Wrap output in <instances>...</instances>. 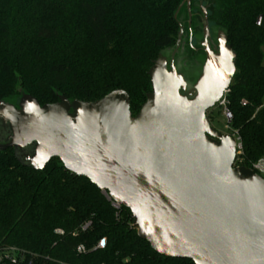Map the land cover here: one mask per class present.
<instances>
[{
  "label": "trees",
  "instance_id": "16d2710c",
  "mask_svg": "<svg viewBox=\"0 0 264 264\" xmlns=\"http://www.w3.org/2000/svg\"><path fill=\"white\" fill-rule=\"evenodd\" d=\"M182 2L0 0V102L22 93L41 106L60 97L95 102L121 90L137 115L152 92L150 69L177 41ZM259 17L264 20V0H216L208 15L236 54L229 128L241 138V165L250 169L264 157ZM102 240L106 246L99 249ZM0 246L20 250L34 264H193L155 253L139 238L128 209L114 208L58 159L36 171L21 165L12 149L0 152Z\"/></svg>",
  "mask_w": 264,
  "mask_h": 264
},
{
  "label": "water",
  "instance_id": "95a60500",
  "mask_svg": "<svg viewBox=\"0 0 264 264\" xmlns=\"http://www.w3.org/2000/svg\"><path fill=\"white\" fill-rule=\"evenodd\" d=\"M204 21L208 35L206 10ZM222 35L221 53L206 49L210 65L195 81L174 61L168 71L162 52L149 71L152 92L135 116L121 90L95 102L60 97L41 106L25 93L18 108L0 102V152L12 149L36 171L58 159L128 209L139 238L160 256L264 264V179L234 167L235 138L207 118L236 73V54Z\"/></svg>",
  "mask_w": 264,
  "mask_h": 264
},
{
  "label": "flooded vegetation",
  "instance_id": "af4514ba",
  "mask_svg": "<svg viewBox=\"0 0 264 264\" xmlns=\"http://www.w3.org/2000/svg\"><path fill=\"white\" fill-rule=\"evenodd\" d=\"M198 7L202 11L203 20L200 21L198 18H193L192 13L190 12L189 15L188 12V21L186 26L184 27L183 24L180 23L183 27V34L181 35V32H179L175 45L163 52V57L167 62L168 71L171 72L172 61H174L177 71L182 73L187 81L197 80L205 68H208L207 66L210 65L209 62L211 61V58L207 54L206 49L211 50L217 55L221 53L223 30L212 26L209 22L210 32L207 35L204 21L205 9H203L202 5L200 4H198ZM18 106L15 107L18 108ZM207 118L209 119L212 126V120L209 112H207Z\"/></svg>",
  "mask_w": 264,
  "mask_h": 264
},
{
  "label": "built area",
  "instance_id": "2783aa9c",
  "mask_svg": "<svg viewBox=\"0 0 264 264\" xmlns=\"http://www.w3.org/2000/svg\"><path fill=\"white\" fill-rule=\"evenodd\" d=\"M256 26L258 28H261L264 30V20L262 17L257 18L256 21ZM230 92V89L224 92V95L220 102L217 104L218 108H221L224 111L225 117L227 118V126L229 129V135L233 136L236 140V148H237V153H236V159L234 163V167H243L241 164L243 163V146L241 143V138L239 137L237 132H233L229 128V124L231 123L232 120V114L229 111L227 105V97ZM244 106H246V103H243ZM257 175L261 176L264 179V157L258 160L256 163L252 165L251 168ZM105 197L107 198L108 201H110L113 205L114 208L119 209L121 206L118 205L117 203L113 202L112 199L109 197L108 193L103 192ZM87 227V226H86ZM84 227L83 230L86 229ZM59 233L62 234L61 231H58ZM106 246V241L102 240L98 247L99 249H104ZM79 253L85 252V249L83 247L78 248ZM0 264H34L32 259H28L27 255L20 250L12 247H1L0 246Z\"/></svg>",
  "mask_w": 264,
  "mask_h": 264
},
{
  "label": "rangeland",
  "instance_id": "374dc122",
  "mask_svg": "<svg viewBox=\"0 0 264 264\" xmlns=\"http://www.w3.org/2000/svg\"><path fill=\"white\" fill-rule=\"evenodd\" d=\"M198 4L202 5L203 9L208 12V15L211 16L214 14L216 0H192V8L191 13L193 18H198L200 21L203 19L202 11L199 9ZM194 6V7H193ZM177 20L179 23H182L185 27L188 21V10H187V0H183L178 12H177ZM211 23V22H210ZM214 23H211V25ZM21 96H16L11 100L6 101L7 104H12L14 106H18L20 102ZM212 126L225 135H229V129L227 126V118L225 117L224 111L221 108H214L209 111Z\"/></svg>",
  "mask_w": 264,
  "mask_h": 264
}]
</instances>
